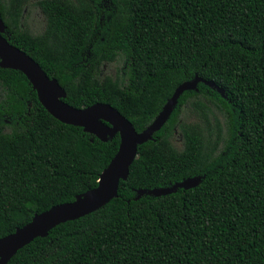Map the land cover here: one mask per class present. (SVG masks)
<instances>
[{
	"label": "trees",
	"instance_id": "1",
	"mask_svg": "<svg viewBox=\"0 0 264 264\" xmlns=\"http://www.w3.org/2000/svg\"><path fill=\"white\" fill-rule=\"evenodd\" d=\"M0 12L66 103L110 104L138 133L196 76L223 90L184 92L117 198L8 264H264V0H0ZM119 146L62 123L0 67V239L96 188Z\"/></svg>",
	"mask_w": 264,
	"mask_h": 264
},
{
	"label": "water",
	"instance_id": "2",
	"mask_svg": "<svg viewBox=\"0 0 264 264\" xmlns=\"http://www.w3.org/2000/svg\"><path fill=\"white\" fill-rule=\"evenodd\" d=\"M6 25L0 12V67L22 72L44 108L62 123L82 127L86 133L96 136L103 142L120 136V146L109 166L102 173L99 185L80 195L74 202L52 207L50 210L36 215L30 223L0 239V264H8L16 253L33 242L36 238H45L49 232L60 224L77 220L91 214L118 197L121 181H126L130 169L138 156L139 146L153 140L169 120L181 95L186 91H195L200 82L223 90L214 83L198 76L180 85L167 101L154 122L143 132L138 133L133 124L110 104L96 103L86 108H76L65 102L67 93L56 78H50L38 62L28 53L10 44L4 37ZM198 178L177 183L169 188L140 191V196L167 195L175 193L179 188H193L199 184Z\"/></svg>",
	"mask_w": 264,
	"mask_h": 264
},
{
	"label": "rangeland",
	"instance_id": "3",
	"mask_svg": "<svg viewBox=\"0 0 264 264\" xmlns=\"http://www.w3.org/2000/svg\"><path fill=\"white\" fill-rule=\"evenodd\" d=\"M34 18H36V19H38L39 20V22H40V26L42 27L43 25V20H42V18L40 17V15L39 14H35L34 15ZM110 70V69H109Z\"/></svg>",
	"mask_w": 264,
	"mask_h": 264
}]
</instances>
